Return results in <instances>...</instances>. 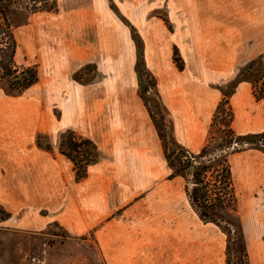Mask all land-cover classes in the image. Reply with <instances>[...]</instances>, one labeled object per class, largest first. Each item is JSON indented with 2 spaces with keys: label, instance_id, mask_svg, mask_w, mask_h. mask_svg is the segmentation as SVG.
I'll list each match as a JSON object with an SVG mask.
<instances>
[{
  "label": "crops",
  "instance_id": "obj_1",
  "mask_svg": "<svg viewBox=\"0 0 264 264\" xmlns=\"http://www.w3.org/2000/svg\"><path fill=\"white\" fill-rule=\"evenodd\" d=\"M76 1L78 6L74 5ZM71 2L72 6L59 8L55 13L28 16L25 28L31 36L27 38L29 41L21 38L30 59L35 62L23 68L38 70L36 88L49 100L51 98V103L58 102L60 106V118L49 115L48 127L41 133L49 138V148L38 143L37 137L29 141L26 110L0 105V206L11 214L15 212L10 207L15 206L20 210L49 211L52 216H45L49 218L47 221L37 215L33 219H22L20 231L29 235H38L54 222L73 236L100 227L131 204V201L123 204V199L130 196L126 188L135 186L131 178L150 175L147 171L127 168L125 162L149 161L156 156L162 159L165 155L157 130L149 119L148 108L140 102L132 58L125 57L124 32L110 19L103 0ZM179 10V15L186 16L183 9ZM141 14L143 17L137 18L135 27L147 46L149 67L156 59L155 76L162 77L171 86L165 99L172 117L173 136L181 147L197 154L212 136L223 93L221 89L211 88L216 81L210 75L195 78L200 94L189 93L181 87L179 81L187 71L173 67L169 59L173 45L177 46L176 36L156 18ZM32 42L35 45L30 47ZM251 61L246 60V65ZM88 62L99 64L104 77L99 96L110 122L103 127L96 126L101 130L95 129L93 123L84 122V118H88L86 98L92 87L76 85L72 80L80 69L77 65ZM241 63L239 59H232L228 74L234 72L235 75L230 82L240 75ZM115 65V71H109ZM80 94L82 99H77ZM229 105L232 119L223 128L228 127L241 136L264 133V100L255 98L250 82L238 85ZM13 126L17 127L14 136ZM67 132L93 142L97 149L96 161L89 166L86 178L80 181L76 179L73 162L58 149ZM101 138L105 141L101 142ZM114 151L121 161L119 165L108 160ZM229 161L235 189V222L246 245L247 263L264 264V149L254 146L236 152ZM166 163L168 180H183L189 202L186 181L181 177L171 178L173 171L167 160ZM125 176L129 177L127 182Z\"/></svg>",
  "mask_w": 264,
  "mask_h": 264
},
{
  "label": "rangeland",
  "instance_id": "obj_2",
  "mask_svg": "<svg viewBox=\"0 0 264 264\" xmlns=\"http://www.w3.org/2000/svg\"><path fill=\"white\" fill-rule=\"evenodd\" d=\"M47 2L49 5L55 2L54 9L41 11L44 2H38L36 13H55L73 3L71 0ZM102 3L127 39L125 57L132 58L140 102L143 101L148 108L149 119L165 151V143L169 152L181 147L173 136L172 117L165 99L171 86L162 77L155 76L156 59L149 67L147 46L135 27L137 18L143 17L141 13L156 18L176 36L177 46L173 45L174 51L169 59L173 67L186 69L187 74L179 82L189 93L200 94L195 78L210 75L216 81L211 88L221 89L225 96L232 82L229 80L235 75L234 72L228 74L232 59L242 61V71L248 65L246 60L264 57V0H103ZM32 5L30 0H24L17 6L19 15L15 32L19 48L15 62L19 68L35 65L21 40L24 37L29 41L27 38L31 36L25 24L27 17L33 14ZM74 5L78 6L77 1ZM178 8L183 9L186 16L179 15ZM77 66L80 69L73 74V82L92 87L86 98L85 115L88 118L85 117L84 122L87 125L93 123L95 129L101 130L96 126L103 127L110 122L99 96L104 82L102 69L99 64L90 62ZM116 67L109 68V71H115ZM77 99H82V94ZM0 105L26 110L29 141L37 137L38 143L49 148V138L41 133L48 127L49 115L60 118L58 102L51 103V98L49 100L34 86L20 95H11L0 89ZM229 109L230 105H225L219 114L218 110L215 114L209 139L212 147L223 141L222 131L230 119ZM11 129L14 136L17 127ZM94 140L99 142L96 138ZM235 146L236 142L232 151ZM257 146H261L260 143ZM252 147L244 144L240 151ZM164 156L166 158V155L162 159L156 156L149 161L127 160V168L147 171L150 175L131 178L135 186L126 188L130 196L123 199V204L131 201L125 208H129L127 211H118L109 221L81 236L69 234L56 222L48 224L38 235L25 234L20 231L22 219H33L35 215L52 217L49 211L20 210L12 206L10 209L15 213L11 214L0 206V264H239L241 230L235 222L236 200L225 213L234 223L229 225V230L224 227L225 223L216 225L202 221L186 199L183 180H168L166 171L169 168ZM108 160L117 165L121 162L115 151ZM127 178L125 176V182ZM244 261L248 262V258Z\"/></svg>",
  "mask_w": 264,
  "mask_h": 264
},
{
  "label": "trees",
  "instance_id": "obj_3",
  "mask_svg": "<svg viewBox=\"0 0 264 264\" xmlns=\"http://www.w3.org/2000/svg\"><path fill=\"white\" fill-rule=\"evenodd\" d=\"M24 0H0V89L11 95L24 94L33 88L39 81V72L34 67L19 68L15 62L19 42L15 32L17 6ZM33 3V13H36V3L44 2L41 11L53 10L55 2L51 5L47 0H30ZM248 81L253 86V94L257 100H264V62L262 58L251 61L240 75L229 84V91L221 102L218 113L235 93L241 82ZM229 121L232 111L229 109ZM222 143L213 146L208 143L199 153L194 154L187 149L171 150L165 143V155L169 167L172 169L171 178L181 177L186 185L189 203L197 212L199 218L216 225L225 223L226 229L234 223L226 217V211L235 201V189L230 166V156L240 151L244 144L264 147V133L248 136L236 135L230 128L222 131ZM162 138V135H160ZM237 146L232 151V145ZM260 146V147H261ZM59 150L67 156L75 166L77 181L87 176V170L97 157V149L93 142L81 139L72 132H67L60 143ZM231 150V152H230ZM193 186L190 189V186ZM229 230V229H228ZM239 264H247V249L242 233H239Z\"/></svg>",
  "mask_w": 264,
  "mask_h": 264
},
{
  "label": "water",
  "instance_id": "obj_4",
  "mask_svg": "<svg viewBox=\"0 0 264 264\" xmlns=\"http://www.w3.org/2000/svg\"><path fill=\"white\" fill-rule=\"evenodd\" d=\"M247 145H248V144H247ZM192 188H193V186L191 185V186H190V189H192Z\"/></svg>",
  "mask_w": 264,
  "mask_h": 264
}]
</instances>
